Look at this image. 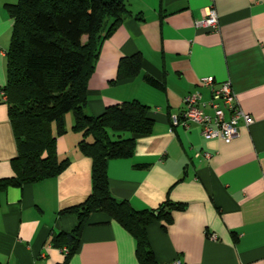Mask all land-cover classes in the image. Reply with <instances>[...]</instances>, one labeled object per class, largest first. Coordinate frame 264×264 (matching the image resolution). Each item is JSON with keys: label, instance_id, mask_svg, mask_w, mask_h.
<instances>
[{"label": "crops", "instance_id": "1", "mask_svg": "<svg viewBox=\"0 0 264 264\" xmlns=\"http://www.w3.org/2000/svg\"><path fill=\"white\" fill-rule=\"evenodd\" d=\"M0 0V178L14 175L17 146L2 98L6 51L13 20ZM130 11L100 46L87 83L85 112L138 100L147 105L151 131L135 136L133 154L107 162L110 193L137 210L166 201L181 203L171 222L154 221L146 233L157 264H264V0H125ZM213 5L216 30L197 27ZM139 54L140 71L117 79L122 57ZM145 75L160 82L151 85ZM229 79L243 111L230 142L205 139L197 124L172 126L170 115L189 92L210 98L199 84ZM56 136L57 176L0 190V264H60L67 244L53 237L69 232L76 217L62 211L82 203L91 190V160L78 149L81 132L63 116ZM56 134V125L51 124ZM88 140H92L91 137ZM203 152L211 156L206 158ZM178 261V263L176 262ZM67 264H140L135 240L103 212L92 213Z\"/></svg>", "mask_w": 264, "mask_h": 264}, {"label": "trees", "instance_id": "2", "mask_svg": "<svg viewBox=\"0 0 264 264\" xmlns=\"http://www.w3.org/2000/svg\"><path fill=\"white\" fill-rule=\"evenodd\" d=\"M5 6L13 24L2 90L17 155L11 160L14 175L0 178V190L57 176L67 167L69 159L58 158L55 144L65 131L63 116L71 112L72 129L82 136L77 147L91 160V190L82 203L62 211L74 214L76 224L53 237L67 244L60 264H67L76 251L94 212L107 214L132 235L140 264H157L146 226L157 220L171 222V211L184 205L166 201L155 209L137 210L110 193L107 176L108 160L131 156L135 136L151 131L149 107L130 100L109 105L96 116L84 110L101 43L130 14L125 0H17ZM140 68L138 53L122 57L117 79L134 76ZM145 79L161 87L153 77Z\"/></svg>", "mask_w": 264, "mask_h": 264}, {"label": "built area", "instance_id": "3", "mask_svg": "<svg viewBox=\"0 0 264 264\" xmlns=\"http://www.w3.org/2000/svg\"><path fill=\"white\" fill-rule=\"evenodd\" d=\"M194 24L205 29H218V14L215 7L209 6L205 16L195 20ZM198 82L210 89V98L203 100L200 93L189 92L183 98V107L180 111L170 115L172 126L181 125L188 128L194 123L200 127L201 135L205 139L222 138L225 142H230L238 135L240 124L248 126L253 122L252 116L240 107L229 79L215 85L212 76H202ZM1 96L6 99L4 91L1 92ZM202 154L206 158L211 156L209 152Z\"/></svg>", "mask_w": 264, "mask_h": 264}]
</instances>
